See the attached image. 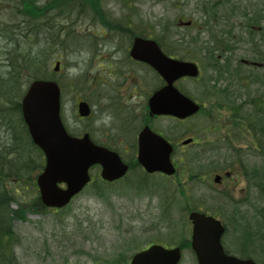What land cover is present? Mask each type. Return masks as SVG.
Masks as SVG:
<instances>
[{
    "label": "rangeland",
    "instance_id": "1",
    "mask_svg": "<svg viewBox=\"0 0 264 264\" xmlns=\"http://www.w3.org/2000/svg\"><path fill=\"white\" fill-rule=\"evenodd\" d=\"M237 1L241 6L247 8L248 11L264 8V0ZM126 3L128 8H125V1L123 0H103L102 4L116 18L124 17L128 13H134V22L135 26H137L135 28L146 26L149 30H152L153 22L161 21L164 23L165 20L170 22L176 21L177 23H179L180 19L185 22L198 21L191 29L180 24L177 27L174 26L171 31L172 37L168 40V44L171 47H191L190 49H183L190 54L191 60L198 63L200 60H203L206 63L204 52L199 55L194 49L197 48L196 43L191 44L188 41H178L184 40L185 36L189 34L190 37H187L185 40L193 36H200V40L205 42L202 48L208 46L207 27L200 25L205 21V17L203 16L198 0H126ZM56 5H59V1L56 2ZM79 13L80 11H77L76 14L74 13L71 16L64 15L62 16V20H67V23H74L73 27L79 33L85 30L92 35L99 34L100 24L90 18H84L86 16L83 14L78 15ZM2 17L5 19H13L14 22L19 21L21 18L18 16L10 17L5 13L2 14ZM243 21L244 19L241 17L240 21L235 22V24L242 26ZM241 28L236 29V34L239 37L231 42V50L225 54V58H228L230 69L237 68L240 74L247 78V81L244 82H247V93L236 88L234 89L231 86L229 94L235 91V95L237 94L240 100H245L247 94L251 98H256L263 93L264 66L262 68L245 67L239 65L236 61L241 59H255L257 54L264 52V43H259L258 45L260 46L256 47L250 42V38L247 35H244L245 37L243 38L240 37ZM92 35L90 36L92 37ZM5 36L0 37V66L3 63V59H6V54H9V50H13L18 45V43H14L8 48L5 41H10L11 39ZM92 38L95 39V37ZM256 38V40H260L258 35ZM127 40V35L123 33V35L119 34V36L114 37L106 35L102 39L98 37L96 38L97 44L94 42L92 48H89L87 44L77 46L80 43L73 42L66 50L56 47L51 59L63 62L65 80H68L67 74L80 76L82 73L98 76V79L101 80L100 75L105 74L104 68L112 71L107 65L114 66L116 70H119L121 67V74L116 77L110 76L108 80H114L118 77L120 78L119 82L124 81L125 83L122 86L118 83L117 88L114 87L117 83H113L108 93L113 95L116 93L121 95L120 93H123L125 95L123 101L125 104H128L133 100L127 94L130 85L125 89L123 88L129 81L136 82L133 81L132 74L134 73L138 78L139 67L130 68L124 62V44ZM84 42L89 43L87 38ZM181 50L175 49L174 52L179 53ZM52 52L50 50L48 54ZM54 63L53 61L51 66ZM100 63H103V68H99ZM0 69L4 71L2 66ZM212 70V68L205 66V70H203L204 77L212 79L217 75ZM143 75L147 81L153 80L154 78L147 70H145ZM201 86V83L195 81L183 83L186 92L198 98L201 97L203 91ZM99 88L103 92V88L101 86ZM115 89L119 92H116ZM101 95H99L98 91L92 97L93 102L91 104L95 107L96 114L92 116V119L85 121L80 119L77 114V102L81 98H89L90 94L81 89L75 90L70 87L64 97L63 112L65 121H67L72 130H83L82 127L88 125L85 129H93V136L96 140L106 142V136L111 128L119 130L118 124L121 118L120 115L113 117L109 111H106ZM94 100H98L99 102L97 103ZM145 101L146 96L142 95L138 90V98L133 101V104L136 105L134 110L138 116L145 107ZM100 107L102 110H100ZM205 121L203 116L181 123L173 118L152 119L151 127L164 132L171 141L179 144L186 137L193 136ZM219 122L223 123L220 119ZM142 124L139 123V126ZM119 127L122 128L121 123ZM10 133H8V127L0 125V145L7 140H11ZM127 136L132 138L134 136V130H129ZM202 136L201 134L199 135V137ZM247 142L249 141L247 140ZM117 143L115 147L122 153L123 144H120V142ZM245 150L247 151V149ZM131 152L134 154L133 157L130 154L125 155L127 161L136 159L134 149H131ZM247 153L249 154L247 155ZM247 153L242 156L244 162L242 166L247 170L248 176L241 179L240 184L236 188L226 181L224 186H217L215 189H211L209 186V183L212 184L213 174L217 172L224 173V169L235 167L234 165L227 166L217 161L219 157L227 154L230 155L227 150L214 152V150H209L203 145L187 146L186 148L179 147L177 153L174 154L176 160L182 158V167L190 166L192 171H203L207 175L203 182L199 181L194 185L196 194L192 198L196 201L199 200V204L203 209L209 205H212V208L215 209L220 206V208L222 207V213L228 218L230 214H247V219L243 215L244 217H239L241 222L238 221L235 225L231 226V231H229L226 237L231 248H236V244H240L243 238L247 237L249 233L251 234V230H258L259 226L261 229L264 228V154L259 155L258 151H247ZM208 166L214 169L210 170ZM97 175L98 170L95 171V176ZM137 177L146 176H142L140 169L133 170L127 180H124L122 184L114 185L112 187L113 190L106 191L104 195H98L95 193L94 187H88L74 199L70 208L64 212L36 210L29 212L27 215L28 219L25 221L15 220L14 226L16 232L19 234L16 255L20 263L129 264L132 255L146 247L148 241H166L165 238L170 236L169 232L173 226L181 230L183 237L185 232L186 237H188L191 233V227L187 221V210H185L186 200L184 198L177 196L175 199L178 203L170 206V214L162 213L166 207L164 205H168L173 200L170 192V198L168 200L162 199V197L166 195L167 187L170 186L174 189L177 186V182L174 180L167 182L166 179H163L159 175H153L145 178V181L151 183V191L138 194L133 191L124 190ZM181 179L184 180L185 176H181ZM227 188L230 189L235 197L246 196L247 205L242 203L236 207H230L229 204L226 205L221 200H217L220 199V190ZM242 190L244 191L242 192ZM252 233L256 239L253 238L254 241L249 243L251 248L250 254L264 263V230H259L258 232L253 231ZM165 241H161V244L167 246ZM182 264H195L194 257L188 249H186Z\"/></svg>",
    "mask_w": 264,
    "mask_h": 264
},
{
    "label": "water",
    "instance_id": "2",
    "mask_svg": "<svg viewBox=\"0 0 264 264\" xmlns=\"http://www.w3.org/2000/svg\"><path fill=\"white\" fill-rule=\"evenodd\" d=\"M132 55L151 63L167 81L150 100L152 113L187 117L199 110L196 103L174 86L182 76H197L196 64L171 59L155 41L141 38L135 40ZM22 108L34 142L47 156V166L38 179L45 205L63 207L68 204L89 180V168L95 163L103 164V176L108 179H116L126 172L128 167L116 154L96 147L88 135L77 139L67 133L60 116V89L55 82H34L23 99ZM80 112L83 116L89 115L90 108L85 102L80 104ZM170 151L171 147L159 136L148 130L142 133L139 158L150 171L173 173ZM60 182H66L67 188L59 187ZM190 218L195 223L194 247L201 264H255L224 253L220 244L223 228L218 221L197 212H192ZM179 258L177 250L153 246L135 255L132 264H176Z\"/></svg>",
    "mask_w": 264,
    "mask_h": 264
},
{
    "label": "trees",
    "instance_id": "3",
    "mask_svg": "<svg viewBox=\"0 0 264 264\" xmlns=\"http://www.w3.org/2000/svg\"><path fill=\"white\" fill-rule=\"evenodd\" d=\"M4 1L0 0V4L4 3ZM58 1L61 6L72 5V7L68 6L71 12L69 11L67 15L76 10H84L86 8L84 6H87L86 3H89L92 8H97L100 3L99 0H91L90 2L86 0ZM201 4L202 11L207 16L206 23L207 25L211 24L209 28L212 38L218 33L217 26L219 25L217 23L220 21L223 22L220 24V35L222 37L231 36L234 28H228L227 26L229 22H233L234 14L241 12L245 19L244 24L247 27V33L252 36L260 33L261 40L264 41V8L248 11L237 0H201ZM15 9L18 14L22 15V20L25 21V24L31 26H29L28 30L31 29L32 32L29 36L28 34L24 38L22 36L23 44H18L13 50H9V54H6V59H3L1 64L4 71L0 69L2 72H0V125L8 127V133L11 132V140H7L0 145V264H19L15 254L18 233L16 232L14 221L27 220L28 211H36L38 208L47 211L40 202L36 183L34 182L36 174L42 168L43 161L38 148L30 139L26 126L23 125L21 98L29 81L37 78H46L51 75L49 70L51 59L50 54L47 53L48 50L40 46H45L43 40L37 42L34 34L37 26L32 24L31 20L32 18L35 19L38 14L35 0H15ZM95 12L100 14L99 11ZM33 23H38V21L34 22L33 20ZM224 23L226 24L224 25ZM169 24V21H165L164 24L154 22L152 23V32L156 33L157 27L161 25L164 27L161 35L166 37L165 31L169 28ZM2 25L3 19L0 17V27ZM107 25L111 30L122 29L112 21H108ZM214 25H216V30ZM223 25L224 28L221 27ZM215 31L216 33L214 34ZM142 32L147 33L146 30ZM0 34H3L1 28ZM5 37L7 38V36ZM252 43H255L254 38ZM11 44H7L8 48ZM60 46L67 48V42H62ZM255 46L257 47L258 45L255 44ZM259 56V59L264 61V55L260 54ZM208 65L221 68L220 60L213 49L209 50ZM75 81L76 79H73V83ZM61 84L64 88L68 86V84L63 82ZM253 104L256 105V109L252 119L247 120V127L250 128L251 125L253 130L259 129L258 133L264 136V92L259 100H253ZM17 122H19V125L16 128ZM250 132L253 137L260 136L256 133L257 131L250 130ZM100 193V195H104V189ZM169 198V194L162 197V199L166 200ZM15 203L18 206L17 208L12 206ZM170 206V204L164 205V211L169 212ZM259 230L262 231L264 228L261 229L259 226Z\"/></svg>",
    "mask_w": 264,
    "mask_h": 264
},
{
    "label": "flooded vegetation",
    "instance_id": "4",
    "mask_svg": "<svg viewBox=\"0 0 264 264\" xmlns=\"http://www.w3.org/2000/svg\"><path fill=\"white\" fill-rule=\"evenodd\" d=\"M128 151V150H127ZM222 182H224V178L222 180ZM246 198H241V197H238V198H235V197H231L228 199V201L231 203V204H237V203H240V201H243L245 200ZM240 200V201H239ZM237 217H239V215H234V219L233 220H237Z\"/></svg>",
    "mask_w": 264,
    "mask_h": 264
},
{
    "label": "bare ground",
    "instance_id": "5",
    "mask_svg": "<svg viewBox=\"0 0 264 264\" xmlns=\"http://www.w3.org/2000/svg\"><path fill=\"white\" fill-rule=\"evenodd\" d=\"M33 20H34V22L36 21V19H33L32 18V20H31V22H32V24H35L36 25V23H33ZM30 26V25H29ZM33 26V25H32ZM31 27V26H30Z\"/></svg>",
    "mask_w": 264,
    "mask_h": 264
}]
</instances>
